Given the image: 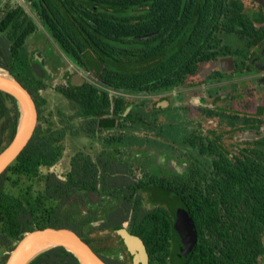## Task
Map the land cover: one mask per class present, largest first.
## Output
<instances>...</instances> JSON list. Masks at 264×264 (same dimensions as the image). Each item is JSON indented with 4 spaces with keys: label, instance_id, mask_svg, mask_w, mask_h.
Listing matches in <instances>:
<instances>
[{
    "label": "flooded vegetation",
    "instance_id": "af4514ba",
    "mask_svg": "<svg viewBox=\"0 0 264 264\" xmlns=\"http://www.w3.org/2000/svg\"><path fill=\"white\" fill-rule=\"evenodd\" d=\"M72 26L82 50L57 39ZM7 37L19 39L49 84L53 69L76 70L64 71L56 91L91 83L108 92V112L85 117H74L67 100L65 135L67 175L76 158L98 168L97 184L77 194L81 237L102 259L264 264V0H0V51ZM158 44L166 58L176 50L186 59H152ZM73 51H97L98 64L89 58L85 67ZM114 52L128 53L133 69L175 72L107 88L95 68L123 66ZM74 74L84 78L77 88ZM122 233L142 252L129 250Z\"/></svg>",
    "mask_w": 264,
    "mask_h": 264
},
{
    "label": "trees",
    "instance_id": "16d2710c",
    "mask_svg": "<svg viewBox=\"0 0 264 264\" xmlns=\"http://www.w3.org/2000/svg\"><path fill=\"white\" fill-rule=\"evenodd\" d=\"M74 27L79 31V27ZM74 27H71V31ZM79 35L72 31L69 36L57 37V39L64 41L66 46H79L82 50L83 43ZM89 35L91 43L97 44L96 35L92 32H89ZM26 37L23 36L19 39L24 42ZM19 39L17 40L16 37L5 38L3 50L0 51V68L19 81L30 92L38 109L39 120L28 143L0 174V264H4L15 243L26 231L33 227L55 223L74 230L81 237L80 203L82 196H79L77 192L81 187H94L98 182L97 166L86 164L76 158L73 162L72 172L69 175L66 171L62 176L47 171L41 176L38 188H34L33 182H26L16 194L7 192L5 188L7 183L11 182L17 185L21 178L36 177L40 174L41 168H48L57 162L63 154L62 140L65 138L67 131L66 114L59 117L60 125L57 128L52 127L53 122H48L45 127L40 124L41 116L36 94L39 90L50 85L48 81H45L49 76L45 74L47 72L43 73L41 70L30 67L26 47L18 48V46H21ZM171 39H175V37ZM198 39L202 42L204 35H199ZM153 47L156 49H153L150 56L158 62H180L186 59L181 57L182 53L176 50L172 52L170 57L166 58L159 44ZM66 53L85 67L89 66L86 62L89 58H92L93 62L98 64L100 56L97 51ZM111 56H120L118 61L123 63V66L118 68L109 66L100 69V66L97 65L95 68L99 84L107 88L117 89L122 87L129 89L135 85H143L144 79L151 78V80H154L163 76L170 78L175 72L165 74L167 68L159 65L151 68L139 67L133 69L128 65V53L117 54L114 52ZM174 68L168 69L175 70ZM152 85L155 87L161 84ZM57 89L66 100L72 102V108L75 109L74 117L105 113L108 112L111 106L108 92L91 83H85L77 90H72L68 86H60ZM19 115L20 111L15 98L0 91V150L13 136L18 125ZM102 260L109 264L104 259ZM26 264L81 263L71 251L62 245L56 244L36 253Z\"/></svg>",
    "mask_w": 264,
    "mask_h": 264
},
{
    "label": "water",
    "instance_id": "95a60500",
    "mask_svg": "<svg viewBox=\"0 0 264 264\" xmlns=\"http://www.w3.org/2000/svg\"><path fill=\"white\" fill-rule=\"evenodd\" d=\"M83 81L82 76L74 74L70 77L69 84L77 88ZM0 91L14 97L20 111L13 136L0 150L1 174L33 136L38 122V109L30 92L6 71L0 74ZM188 230L190 231L189 228ZM122 234L129 250L139 249L142 252L143 246L135 237ZM56 244L71 251L81 264H106L77 232L55 223L39 225L26 231L15 243L4 264H26L33 255ZM186 247L190 250L191 244H186ZM138 257L142 262L145 261L143 254L140 253Z\"/></svg>",
    "mask_w": 264,
    "mask_h": 264
},
{
    "label": "rangeland",
    "instance_id": "374dc122",
    "mask_svg": "<svg viewBox=\"0 0 264 264\" xmlns=\"http://www.w3.org/2000/svg\"><path fill=\"white\" fill-rule=\"evenodd\" d=\"M57 57L60 58L59 54H55ZM61 59V58H60ZM67 66H63L60 68L53 69V80L50 83L51 87L48 86L45 89H41L36 94L37 101L39 103V109H40V124L45 127V125L48 124V122H53L52 127L57 128L60 125L59 117H63V114H67L70 112L68 101L64 98V96L56 91L52 85L56 84H63L64 83V77L63 73L64 71H68L69 73H72L76 70L66 68ZM80 70V69H79ZM78 71V69H77ZM3 73V70L0 69V74ZM68 73V74H69ZM84 76L88 79L90 82H95V78L92 74L84 73ZM39 120V118H38ZM46 130V128H44ZM82 140L81 138L77 140V144H81ZM62 145L64 147L62 156L55 162L53 165H51L48 168H41L40 174L36 177H32L30 179L27 178H21L20 182L15 185L11 182L6 184V190L10 194H16L19 189L25 184L26 182H33L34 188H38L39 182L41 180V176L44 175L47 171H52L55 174L62 176L64 175L65 171L68 168V160H69V139L64 138L62 140ZM14 178V177H13Z\"/></svg>",
    "mask_w": 264,
    "mask_h": 264
}]
</instances>
